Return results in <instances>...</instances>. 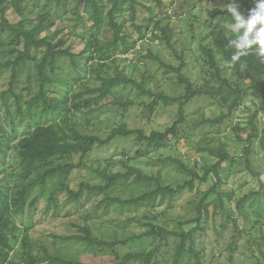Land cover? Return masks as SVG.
<instances>
[{"label":"rangeland","instance_id":"rangeland-1","mask_svg":"<svg viewBox=\"0 0 264 264\" xmlns=\"http://www.w3.org/2000/svg\"><path fill=\"white\" fill-rule=\"evenodd\" d=\"M43 3L44 11L53 23L44 28L39 36H49L53 41L62 38L64 47H68L75 54L73 61L68 57L59 58L55 73L51 74L54 81L52 94L58 97L64 92V88L78 91L85 85H99L97 75L115 76L120 73L142 83L145 89L182 98L185 89L177 74L161 67L157 61L147 56L148 52L171 66L179 64L177 55L181 54L184 61L182 74L193 87L207 92L210 88H216L218 82L199 46H211L208 34L213 25L226 26L228 23L213 10H226L234 6L230 3H235L245 14V6L241 0H161V6L154 0H135L133 13L126 4L125 9L115 18L122 26V33L129 40H137L136 47L127 54L116 56L106 63V67L99 70L95 62H86V57L91 53L87 46L88 40L94 32L91 11L80 10V14L75 15L70 9L73 1L68 10L63 12L54 0H27L23 17L18 16L11 7L7 9L6 16L11 24H17L24 19L26 27L30 28L37 23L36 17ZM153 17L158 22L157 26L151 21ZM144 28H148V32L142 37ZM161 28L169 31L170 42L176 53L166 44ZM97 38L101 45L112 38V31L106 22L100 27ZM14 56L15 53L6 49L0 56V63H5L8 58L14 59ZM216 56L222 76L227 78L233 87L247 90L237 106L229 112L227 104H222L217 96L204 91L192 97L185 105L186 127L181 138L171 137L165 146L153 149L138 142L134 135L117 136L105 146H94L85 159V165L71 172L68 184L75 191L80 188L82 182L100 185L104 183V179L99 175L100 171L124 172L129 165L140 168L144 174L158 175L162 185L175 188L190 176L173 162L161 163L162 159L177 158L201 175L203 166L214 164L217 158L199 149L215 148L224 144L232 160L221 163V183L217 189L222 194L232 193V196L231 199L224 197L223 207L214 202V192L207 193L215 181L212 175L202 183L195 179L193 188L186 187L171 197L166 196L162 203L157 198L153 203L143 202L137 207H121L117 203L106 207L107 197L127 199L140 195L152 185L134 183L131 177L120 178L114 187L104 193H90L83 189L78 201H70L65 192H58L56 207L51 205L47 208V190L46 196L40 197L35 204L28 205L23 215L15 217L21 231L18 232V239L13 242L11 259L18 261L25 248L40 257H44L47 252L51 256L67 260L112 264L128 252L153 248L155 264H172L179 241L172 234L162 242L152 236H143L132 238L126 245L115 247L89 245L76 238L65 239L66 236L82 234L83 227H88L92 236L100 240L124 239L145 232V223L150 221L175 232H179L181 228L184 231L195 228L192 239L187 241V247L191 245L199 252L202 264H264L262 104L261 100L255 98L250 89H247L250 80L240 76L220 56ZM19 69L14 89L22 93L23 99H28L31 95L24 89L25 67L20 65ZM30 69L32 73L33 65ZM10 74V67L1 68L0 132L3 138L9 140V147L5 154L0 155V175L13 183L18 173L13 163V146L20 138V133L12 131L1 100V93L7 90ZM7 98L9 110L15 115L13 97L7 93ZM152 101V96L141 94L132 84L123 83L112 88L111 94L102 100L97 111L89 113L84 109L72 112L70 118L76 123L79 132L100 138H105L112 128L123 122L130 129H142L148 134L152 130H164L169 126L178 109V103L163 104L157 100L152 104L153 111L148 114L145 105ZM51 114L53 119H58L57 113ZM211 119L215 121H207ZM19 122L15 119L13 125L21 131L26 125V120ZM43 122L49 123L51 119ZM247 139H250L251 144L248 159L251 167L261 174L262 182L246 168L243 149L248 144ZM70 160L77 162L78 155H73ZM37 191L35 189L32 192L29 201ZM246 195L249 197L238 205ZM204 196V202H209L207 214L202 215L197 223L195 220L198 213L195 206ZM234 223L236 229L233 227ZM197 224L200 227H196ZM27 226L28 239L23 247L21 235ZM194 260L185 252L179 264H195ZM46 262L47 260L40 264ZM130 264L139 262L132 261Z\"/></svg>","mask_w":264,"mask_h":264},{"label":"trees","instance_id":"trees-1","mask_svg":"<svg viewBox=\"0 0 264 264\" xmlns=\"http://www.w3.org/2000/svg\"><path fill=\"white\" fill-rule=\"evenodd\" d=\"M26 1L0 0V56L6 49L15 53L14 59L8 58L5 63H0V70L1 68L6 69L10 67L11 71L7 90L1 93V100L5 113L9 117L12 131L20 133V138L13 146V163L18 170L16 179L12 183L5 176L0 175V264H40L45 260H47L46 264H93L51 256L47 252H45L44 257H40L33 254L30 249L25 248H23L22 256L18 261L11 259L10 254L13 250V242L18 239V232L21 231L16 224L15 217L23 215L28 205L35 204L40 197L46 196L47 190H49L47 194V208L51 205L56 207L58 192H65L70 201H78L83 189H86L90 193H104L114 187L120 178L129 179L131 177L134 183L152 185L140 195L131 196L127 199L107 197L106 207L111 203H117L121 207H137L143 202L153 203L157 198L162 203L166 196L171 197L186 187L189 189L193 188V181L195 179L202 183L207 181L209 175H212L215 181L207 193L214 192L216 194L214 202L223 207L224 197L231 199L232 196V193L222 194L217 189L221 183V163L232 160L224 144L215 148L204 147L199 149L217 158L214 164L203 166V173L201 175L194 169L188 168L177 158L167 157L162 159L161 163L164 164L166 161L173 162L181 171L190 176L188 180L175 188L162 185L158 175L144 174L140 168L129 165L126 166L124 172L112 173L100 171L99 175L104 179L103 184L89 185L82 182L77 191L69 187L68 180L71 172L85 165V159L94 146H105L117 136L128 137L134 135L138 142L155 149L165 146L171 137L174 139L181 138L186 127L185 105L192 97L201 94L205 90L193 87L192 83L182 74L181 70L184 67V61L181 54L177 55L180 60L179 64L171 66L165 64L158 56L148 52L147 56L157 61L161 67L170 69L177 74L178 80L183 84L185 89L182 98H175L161 92L145 89L142 83L136 82L134 79L120 73H117L115 76L97 75V80H99V85L97 86L85 85L82 90L78 91H70V89L64 88V92L60 97L53 96L52 93L54 91L51 87L54 81L51 78V74L55 73L59 58L68 57L73 61L75 54L68 47H64V40L62 38L53 41L49 36H39L44 28L53 23L50 16L44 11V3L36 17L37 23L33 24L30 28L26 27V20L24 19L18 21L17 24L9 22L6 16L7 9L11 7L18 16L23 17L27 8ZM34 1L38 2L39 0ZM54 1L63 12L68 10L71 1L73 3L70 9L75 15H79L80 10L91 11L94 32L88 40L87 46L91 53L86 57V62H95L99 70L106 67V63L112 61L116 56L127 54L135 48L137 40H129L122 33V26L117 23L115 18L117 14L125 9L126 4L129 5L130 11L133 13L135 0ZM154 1L158 6H161V0ZM241 3L245 6V15H247L248 9L255 6L254 0H241ZM213 12L219 14L223 20H227L228 22L232 19L226 10L215 9ZM151 21L154 26L158 25L154 17ZM104 22L111 29L112 38L104 45H101L99 44L97 33ZM138 29L140 30L139 27ZM143 30L141 32L142 37L145 32H148V28H144ZM161 32L166 44L173 49L169 31L166 28H161ZM226 33L227 29L224 25L215 24L210 28L208 34L211 46H199L209 69L218 82L216 88H210L209 91L205 92L217 96L222 104H227L229 112L239 104L242 96L247 92L246 89L241 90L233 87L229 80L222 76L216 58V55H218L231 66L233 71L250 80L247 89H250L251 94L255 98L261 100V109L264 113V60L255 53H249L248 55L241 56L239 60L232 62L235 49L229 46ZM173 51L176 53L174 49ZM20 65L24 66L26 71L24 89L31 95L28 99H23L22 93L16 92L14 89L20 72ZM31 65H33L32 73L30 72ZM123 83L132 84L141 94L153 97V101L145 105L148 114L153 111L152 104L157 100L163 104L178 103L176 117L171 124L164 128V130H152L146 134L142 129L128 128L123 122L119 126L112 128L105 138L79 132L76 128V123L70 118L71 113L84 109L89 113L97 111L102 100L111 94L112 88ZM7 93L12 95L15 102V115L9 110ZM51 113H57L58 119H53ZM15 119L20 122L26 120L24 129L20 131L18 127L13 125ZM46 119H51V122L44 123L43 120ZM207 121L214 122L215 120L211 119ZM1 129L2 125L0 124V131ZM247 140L248 144L243 149L246 168L262 182L261 174L251 167L248 159L251 144L250 139ZM8 147L9 140L3 138L0 132V155L5 154ZM73 155H78L77 162L70 160ZM35 189L38 191L29 201L30 195ZM205 197L201 198L195 206L198 213V217L195 220L197 223L200 222L202 215L207 214L209 202H204ZM248 197L249 195L244 196L238 205ZM180 225L182 224L180 223ZM145 226L147 227L145 232L137 236H128L124 239L100 240L92 236L88 227L81 228L82 234L66 236L65 239L76 238L89 245L96 244L115 247L116 245H126L132 238L143 236H152L162 242L169 234H172L179 240L172 264H179L185 252L195 259V264H202L199 252L191 245L187 247V241L192 239L195 228L188 231H184L181 228L179 232H175L169 231L150 221L146 222ZM196 227H200L199 224ZM233 227L236 229L235 223ZM22 231L21 239H23L22 243L24 247L25 241L28 239V226ZM154 254L155 250L153 248L140 252H128L120 260L112 264H130L132 261H137L139 264H155Z\"/></svg>","mask_w":264,"mask_h":264},{"label":"clouds","instance_id":"clouds-1","mask_svg":"<svg viewBox=\"0 0 264 264\" xmlns=\"http://www.w3.org/2000/svg\"><path fill=\"white\" fill-rule=\"evenodd\" d=\"M226 11L231 21L226 24L228 44L235 49L232 62L241 56L255 53L264 60V0H254L255 6L248 9L247 15L235 3Z\"/></svg>","mask_w":264,"mask_h":264},{"label":"built area","instance_id":"built-area-1","mask_svg":"<svg viewBox=\"0 0 264 264\" xmlns=\"http://www.w3.org/2000/svg\"><path fill=\"white\" fill-rule=\"evenodd\" d=\"M137 44V43H136ZM135 47H136V45H135Z\"/></svg>","mask_w":264,"mask_h":264}]
</instances>
